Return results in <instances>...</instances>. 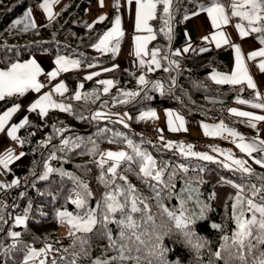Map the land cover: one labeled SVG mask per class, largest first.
I'll list each match as a JSON object with an SVG mask.
<instances>
[{
	"label": "trees",
	"instance_id": "trees-1",
	"mask_svg": "<svg viewBox=\"0 0 264 264\" xmlns=\"http://www.w3.org/2000/svg\"><path fill=\"white\" fill-rule=\"evenodd\" d=\"M36 1L39 0H0V68L6 69L32 53L44 51L52 56L65 54L85 64L112 61L110 54L99 53L93 45L110 26L113 12L104 21L86 28L79 24V20L94 0H70L65 8L47 23L27 32L15 30L13 20L22 14L30 3ZM200 1L173 0L171 38L164 23L162 5H158L157 18L151 21L156 33L151 47L160 49L161 67L153 72H145L146 84L141 85L138 82L140 70L122 69L114 73V85L106 93L101 91L100 84L88 83L87 94L80 100L71 101V111H50L43 116L37 111L30 112L29 123L19 133L20 140L24 141L22 149L26 152L28 161L26 164L15 166L5 176L9 179L17 175L18 184L0 187V217H3L0 220V264H23L24 255L31 246L43 247L47 244H54L59 249V254L52 264H71L73 254L79 253L81 248L85 249L88 255L81 254L77 264H93L96 258L108 260L118 255V252L109 246L108 239L95 231L82 237L87 240L85 244L77 242L73 245V236L58 239L57 229L60 222H57L55 213L58 209L73 214L78 211L69 199L75 198L72 196L75 184L68 176H61L60 173H71L88 184L93 193L89 198V206L95 207L104 191L100 182L102 170L98 164L101 154L110 150H124L132 154L128 140L153 155L158 163H168L170 169L179 164H184L189 169L188 172L177 173L174 195L164 201L166 206L178 210L181 199H186L187 208L191 213L199 211L197 198L210 205L206 219L198 221L194 229L208 242L207 245L197 253L196 249L184 243L179 235L165 237L163 244L169 249L167 259L170 262L178 260L179 264H224V260L217 258L214 253L220 250L223 237L230 236L235 227L232 214L238 189L233 185H243V195L250 197L248 186L264 185V179H261L264 177V166L252 162L250 168L253 174L249 176L223 167L218 162L221 160L214 162L186 158L178 154V149H165L161 139L149 140L146 134L141 132L144 122L138 118L142 110L174 106L199 119L222 118L232 126L235 118L225 112L224 105L212 103L207 97L211 95L233 99L253 95L251 89L245 85L219 84L210 78L211 71L226 69L216 50L201 54L192 51L183 56L174 53L186 39L185 17L197 10ZM223 2L227 5L229 0ZM67 82L66 97L72 99L76 79L68 76ZM157 83L162 85V91L155 86ZM126 92L139 94L134 97L122 95ZM12 100L5 98L0 101V112ZM99 109L113 113L126 111L129 114L128 122L116 115L93 119ZM105 129L106 131H103ZM64 139L70 140L71 143L68 146L63 145ZM75 144H79V147H75ZM93 144L96 146L95 154ZM48 167L60 171L49 174L47 180H41L40 177ZM136 171L138 169L135 166L132 171H128L127 165H122L118 169V175L126 176L140 194L149 198L148 203L157 214L156 222L162 223L159 209L153 199L154 194L135 175ZM0 183L7 185L1 180ZM25 215L28 217L26 224L17 225L15 218ZM213 223L222 225V229L212 228ZM110 227L113 236H118V228L115 225ZM10 232H19L20 236L13 238L8 235ZM11 245L15 247L9 250ZM261 248L264 250V246ZM142 252L146 254L147 248ZM113 264L120 262L113 261ZM126 264H135V261L130 260ZM141 264H147V260H142Z\"/></svg>",
	"mask_w": 264,
	"mask_h": 264
},
{
	"label": "snow or ice",
	"instance_id": "snow-or-ice-1",
	"mask_svg": "<svg viewBox=\"0 0 264 264\" xmlns=\"http://www.w3.org/2000/svg\"><path fill=\"white\" fill-rule=\"evenodd\" d=\"M59 3V0H43L39 5L46 13L49 20L54 19L53 5ZM101 7L104 6V0H99ZM127 3L131 5L136 4L135 12V28L137 31L147 30L148 33H152L153 29L149 27V21L157 18L158 5H162V12L164 14V23L168 29L169 38H171V21H172V3L173 0H127ZM210 7H206L204 4H200V11H206L211 18L212 25L219 30L222 25H228L231 17L240 18L241 22L236 24V28L239 30L238 35L240 37H248L252 33L258 34L259 42L264 45V0H231L230 4L226 5L223 0H211ZM116 7H119V0H116ZM230 9L231 17L228 15ZM199 15V12L193 11L191 16ZM190 19L191 17H185ZM27 23H24L23 31L37 28V24L32 17V10L28 9L24 18ZM106 19V16L101 15L96 22H102ZM244 21L247 22L245 25ZM23 20L15 21V25H20ZM91 27V25H89ZM163 31V29L161 30ZM124 32L121 29V18L116 16L114 21V27L111 30L104 33L98 43L93 47L98 51L104 53L111 52L116 54L120 48V38L123 37ZM150 39H155L154 35L151 36H136L135 37V55L140 57L143 55H149L146 51V45ZM205 40L209 42H215L217 48L222 44L235 48V70L231 75H223L220 78L213 76L212 78L219 84H233L239 85L247 82V86L255 89L256 84L253 81L252 76L249 74V70L244 62V57L239 45L230 44L229 39L226 37L223 31H217V33L211 36H205ZM115 41V43H113ZM192 50L191 45L177 50L176 55H180L181 52H188ZM200 51H207V48ZM160 49H153L150 53L151 60L149 63V71L155 68L161 67L160 59L158 55ZM257 57L264 58V47H261L257 51L249 53V59L256 60ZM167 59V57H162ZM145 61L140 60V64L143 65ZM170 63H175L170 61ZM56 68L54 71L49 72L47 75L55 79L61 72H67L70 68H79L80 61L76 59H69L66 56H57L55 60ZM92 65H89L91 67ZM178 67V65H177ZM258 67L262 73H264V59L259 61ZM110 69H105L108 71ZM42 69L35 59H31L24 63H13L7 70H0V101L6 97L14 95L23 96L30 89L36 92H40L44 87L42 83L38 81V77L41 75ZM93 75H99L94 73ZM87 79L91 80L92 76H88ZM103 85H107L104 88L105 92L109 91V86H112L113 81H99ZM139 83L144 85L147 83L144 76L139 77ZM162 91V85L157 83L155 85ZM82 87V85H81ZM66 86L60 83L56 86L55 91H66ZM139 93L126 92L122 95L127 97H134ZM257 95L259 93L257 92ZM75 99H81V94L76 93ZM126 102V101H125ZM240 103H249V101L241 100ZM256 108H264V103H257L253 105ZM59 108L64 111H71L70 105H64L56 103L52 100L51 93H45L34 103L30 105L31 111L39 110L41 115H47L48 109ZM20 106L17 104L12 108L5 111L0 115V132L5 130V124L12 117V115L19 110ZM232 113L242 117H249L250 123L252 120L264 121V116H257L250 112L238 111L233 108L230 109ZM104 114L97 112L93 119H99ZM155 111L149 110L141 114L139 119L156 118ZM168 123L171 131H186L184 117L179 114H174L171 111L168 112ZM173 117H175L173 119ZM123 123V120L120 121ZM29 121L27 117L21 120L20 123L14 124L7 131V135L12 140H19L16 135L18 129L24 127ZM255 127V124H251ZM205 134L209 136L223 135L224 132H228L233 137L240 139V149L247 153L248 156H252L253 153H264V140H260L258 143L253 140L250 143L245 142V138L240 136L235 130L227 129L223 123L219 125H203ZM211 129V130H210ZM60 131V130H58ZM103 131H106L103 130ZM162 131V130H161ZM163 147L165 149H178V154L186 158H198L203 161H214L215 157L207 153H201L193 151L194 146L191 144L185 145L183 142L163 141ZM20 144H23V140H19ZM63 145L68 146L71 141L64 139ZM128 146L132 149V154L124 150L120 151H107L101 154V159L98 162L101 168L100 182L104 186V191L99 201H97L95 207L89 206V198L93 196V193L89 189V185L84 183L80 178L72 175L71 173L61 172V176H68L75 184V189L72 196L75 198H69L70 203L75 205L78 211L73 212L67 210H57L55 213L57 222H67L71 226L70 236L75 237L73 245L77 242L80 244L87 243L86 239H82L83 236L94 231L106 237L109 241V246L118 252V255L109 258L108 260L101 261L96 259L93 264H113V261H119L120 264H126L127 261H135V264H141L142 260H147V264H179V261L170 262L167 259L169 249L164 246L163 240L165 237L172 235H179L184 243L196 249L197 253L201 248L207 245V241L200 237L195 232V225L198 221L206 219V213L209 210L210 205L197 198L196 203L200 206L199 211H191L187 208V200L181 199V206L178 210L170 209L165 205L164 201L170 199L174 195L175 189V177L177 173L188 172L189 169L184 164L176 165L170 169L168 163H158L157 159L149 152L142 150L139 146H136L132 140L127 141ZM75 147H79V144H75ZM95 144H93V154H95ZM214 151L220 152L225 156V161H218L223 167L229 168L233 171L240 172L241 174L252 175L253 170L250 166H247V161L234 158L230 151H225L219 148H215ZM25 153L21 152L19 156L14 155L11 149H9L4 156H0V165H3L5 169L14 160L20 159ZM256 164L264 166V156L259 159L253 157ZM111 162V163H109ZM107 165V167H105ZM122 165H127V170L132 171L135 166L138 171L135 172L141 181H143L148 188L151 189L156 201V207L159 209V216L162 223H157V214L152 211V206L148 203L147 197H144L139 193V190L132 185L126 176L118 175V169ZM59 169H53L48 167L45 173L40 177L41 180H47L49 174L58 172ZM107 174H111L108 176ZM264 179V177H261ZM119 181V182H117ZM18 180H13L12 184H18ZM225 183L231 184V181H225ZM10 185H3L0 183V187H8ZM238 189V193L235 197V203L233 204L232 219L234 221V230L230 236L225 235L223 237V243L220 245V250H217L214 255L224 260V264H264V250L261 246H264V185L257 187L256 185L248 186L250 197L243 195L244 186L241 184H234ZM214 195V194H213ZM191 197L189 196V199ZM166 218V221H164ZM3 217H0L2 220ZM28 217H16L15 223L17 225H25ZM111 225H115L119 230L118 236H113ZM171 225V226H169ZM212 228L222 229V225L211 224ZM80 233L81 235H77ZM13 238L19 237V232L8 233ZM15 245H11L9 250L14 248ZM147 248V253L143 254L142 250ZM52 250V246L48 245L44 249L36 250L35 248H29L24 255L23 264H28L29 260L36 258L41 254H45ZM67 251V249H65ZM135 253V255L133 254ZM88 255V252L81 248L79 253L73 254L71 264H77V259L80 255ZM40 264H44L41 260ZM55 264V262H53Z\"/></svg>",
	"mask_w": 264,
	"mask_h": 264
},
{
	"label": "crops",
	"instance_id": "crops-1",
	"mask_svg": "<svg viewBox=\"0 0 264 264\" xmlns=\"http://www.w3.org/2000/svg\"><path fill=\"white\" fill-rule=\"evenodd\" d=\"M42 2L43 0H39L30 3L27 9L13 20V28L20 32H27V31H23V28H24V23H27V20H25L24 18L27 14L28 9L32 10V17L35 20L37 27L50 21L47 17V13L39 6ZM69 2L70 0H59V3L53 5V13L55 15L58 14L69 4ZM230 2L231 0H229L228 4H230ZM201 3L204 4L206 7L212 6L211 0H201L199 2V5ZM115 4H116V0H104V6L101 7L99 0H94L93 3L89 5V7L87 8L83 17L79 20V24L81 26L90 28L89 25H91L92 27L96 23H99L96 22L98 20V17L104 15L107 18L113 12L114 13L113 20L110 26L104 31V33H106L107 31L111 30L112 27H114V21L116 16L118 15L120 16L121 29L124 32V35L123 37L120 38L119 51L116 54H113L111 52L104 53L102 51H98L99 53L110 54L112 56L111 62L92 63V64H85L80 62L79 68H70L69 71L61 72L57 77H55V79H52L47 74L51 71H54L55 68L57 67L55 64V60L57 56H66L69 59H73V58H70L65 54L52 56L44 51V52L32 53L25 59L21 61H17L20 63H24L31 59H35L42 69V73L38 77V81L42 83L44 87L41 88L40 92H36L30 89L23 96L17 94L11 97H6V99L9 98L13 100L0 112V115H2L5 111H7L8 109L12 108L17 104L20 106V108L7 121V123L5 124V130L3 132H0V156L6 155L9 149H11L14 155L16 156H19L21 152L25 153V155L22 156L20 159L14 160L12 163H10L7 169H5L3 165H0V180L3 183L9 185L12 184L13 180L19 181L17 175H14L9 179H6L5 176L7 172L13 169L15 166L26 164V162L28 161V156L26 152L22 149V144L19 143L20 138L19 140H12L7 135V131L11 128L12 125L20 123L21 120L24 119L25 117H27L28 120V116L30 112H32L30 110V105L34 103L37 99H39L42 95H44L45 93H51V97L53 101L67 106L70 105L72 100L77 101L75 99L76 93H80L81 97L87 94L88 91L87 84L90 82H95L96 84H100L102 86L101 91L103 93H106L104 91V88L107 85H103L99 83V81H108V80L113 81L112 86H109V90H110L114 85V73L119 70L122 69L128 71L140 70L141 72L138 75V82H139V77L140 76L145 77V72H153L159 69V68H155V66H152L153 70L149 71L148 62L151 60L150 53L153 49H157L155 47L154 48L151 47V43L155 39H150L146 45V51L149 52V55L142 54L140 57H137L135 55L136 36L139 35L142 37H146V36L154 35L156 38V33L151 21H149V27L153 29L152 33H148L146 29L137 31L135 28L136 4L132 3L131 5H129L127 3V0H119V4H120L119 7H116ZM195 11L199 12V15L191 16L190 13L189 15L186 16V17H191L190 19L185 18L184 30H185L186 39L174 51V53L176 54L177 50H182L188 45H191L192 50L188 52H181L180 54L181 56L188 55L192 51L201 54L208 51L216 50L218 54V58L226 65L225 70H213L210 72L209 74L210 78L216 83V81L212 78L213 76L220 78L223 75H231V73L235 70V56H236L235 48L224 44H222L221 47L217 48L215 46L214 41L209 42L205 40L204 37L211 36L217 33V31H223L226 37L229 39L230 44L239 45L241 48L245 65L247 66L249 70V74L252 76L253 81L256 84V88L253 89L248 87L246 81L239 85H245L247 88L251 89L253 95L250 97H237L233 99H226L211 95L207 97L208 100L211 101L212 103L224 105L225 112L235 118L233 120L232 126L227 124L222 118L203 120L190 116L174 106L145 109L139 112L138 118L144 112H147L149 110L155 111L157 114L156 118L154 119L145 118L141 120L144 122L143 123L144 126H148V127L157 126L160 131L162 130L161 134L163 139L166 140L168 139V141H172V142H183L185 145L191 144L194 146L193 151L196 152L197 150L200 151L201 149L197 145L204 144L206 149H201V150H205L203 152L212 155L213 157H215V160H221L227 163H231V162L227 161L225 156L221 155L220 152L214 151V149L219 148L225 151H230L233 154L234 158L247 161V166H250L252 162H255L253 157L259 159L261 156H264V153L256 152L253 153L252 156H248L247 153L243 152L240 149L239 144L241 141L238 137H233L229 135L228 132H224L223 135H214V136L206 135L203 125L207 124L211 126V125H219L223 123V125H225L227 129L235 130L237 133L240 134V136L244 137L246 143H250L253 140H255L258 143L260 140H264V127L260 126V122L262 121L252 120L250 123L249 117L238 116L230 111V109L235 108L238 111H245V112L253 113L254 115L257 116H264V108H256L253 106L257 103H264V73H262L258 67L259 61L264 58L257 57L256 60L249 59V53L259 50L261 47H264V45H262L259 42L258 34L256 33H252L248 37H240L238 35L239 30L236 28V24L240 23L241 20L240 18L237 17H231L230 9L228 10V15L231 17L229 24L222 25L219 30H217L212 25L211 18L208 16L206 11H200L199 7ZM17 20H23L24 22L21 23L20 25H15V21ZM244 23L245 25H247L246 21H244ZM104 33L101 35L100 38H102ZM113 43H115V41H113ZM204 48H207V51H200L201 49ZM157 58L159 59V55ZM141 59L145 61L143 65L140 64ZM11 65L6 69L0 68V70H7L11 67ZM89 65L92 66L89 67ZM105 69H110V70L105 71ZM94 73H99V75H93ZM90 75L92 76L91 80L87 79V77ZM68 76L72 78L75 77L76 79V83H75L76 89L72 99H67L66 97V93L68 90V82H67ZM60 83H63L67 89L66 91H63V94H61V92L55 91L56 86ZM257 92L259 93V95H257ZM241 100L249 101V103H240ZM50 111L65 112L64 110H61L59 108H52V107L48 109V112ZM169 111L184 117L185 128L187 129L186 131L181 130L174 132L170 130L168 123ZM37 112H39V110H37ZM97 112L102 113L104 115H116L118 117H121L126 122H128L129 119V114L126 111L113 113L105 109H99ZM174 118L175 117H173V119ZM251 124H255L256 126L252 127ZM22 128L18 129L16 133L18 137L20 130ZM111 151H120V150H111ZM48 245L50 244H47L46 246Z\"/></svg>",
	"mask_w": 264,
	"mask_h": 264
},
{
	"label": "rangeland",
	"instance_id": "rangeland-1",
	"mask_svg": "<svg viewBox=\"0 0 264 264\" xmlns=\"http://www.w3.org/2000/svg\"><path fill=\"white\" fill-rule=\"evenodd\" d=\"M203 151H205V150H201V149H200V151L197 150V152L205 153ZM70 231H71V226L67 222H62V223L60 222L59 223V227L57 229V238L58 239H63L65 237H71L69 235ZM50 245L52 246V250L51 251H48L45 254H41V255L37 256L36 258H34L32 260H29L28 262H31V263H34V264H40V261L43 260L44 264H52V261L54 260V258L57 257L58 254H59V251H58L59 249L54 244H50ZM46 247H47L46 245H44L43 247L31 246V248H35L36 250L44 249ZM96 259H100L101 261H104L102 258H96Z\"/></svg>",
	"mask_w": 264,
	"mask_h": 264
},
{
	"label": "built area",
	"instance_id": "built-area-1",
	"mask_svg": "<svg viewBox=\"0 0 264 264\" xmlns=\"http://www.w3.org/2000/svg\"><path fill=\"white\" fill-rule=\"evenodd\" d=\"M260 126L264 127V121L260 122ZM140 130L141 132L146 134L148 139L151 141L159 140L162 136L161 131L157 126H151V127L143 126ZM197 146L200 147L201 149H206L204 144H198Z\"/></svg>",
	"mask_w": 264,
	"mask_h": 264
},
{
	"label": "bare ground",
	"instance_id": "bare-ground-1",
	"mask_svg": "<svg viewBox=\"0 0 264 264\" xmlns=\"http://www.w3.org/2000/svg\"><path fill=\"white\" fill-rule=\"evenodd\" d=\"M32 30V29H31Z\"/></svg>",
	"mask_w": 264,
	"mask_h": 264
}]
</instances>
